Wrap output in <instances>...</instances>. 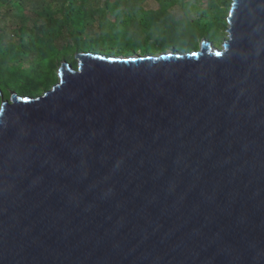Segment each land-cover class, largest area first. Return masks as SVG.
Wrapping results in <instances>:
<instances>
[{"label": "water", "instance_id": "1", "mask_svg": "<svg viewBox=\"0 0 264 264\" xmlns=\"http://www.w3.org/2000/svg\"><path fill=\"white\" fill-rule=\"evenodd\" d=\"M197 49L66 60L0 107V264H264V0Z\"/></svg>", "mask_w": 264, "mask_h": 264}, {"label": "trees", "instance_id": "2", "mask_svg": "<svg viewBox=\"0 0 264 264\" xmlns=\"http://www.w3.org/2000/svg\"><path fill=\"white\" fill-rule=\"evenodd\" d=\"M145 1L0 0V100L51 88L62 61L76 67L77 52L187 51L224 36L229 0Z\"/></svg>", "mask_w": 264, "mask_h": 264}, {"label": "rangeland", "instance_id": "3", "mask_svg": "<svg viewBox=\"0 0 264 264\" xmlns=\"http://www.w3.org/2000/svg\"><path fill=\"white\" fill-rule=\"evenodd\" d=\"M145 6H146V7H156V6H157V3H156L154 0H146V1H145ZM226 15H227V14H226ZM27 21H28V19H27ZM6 25H7L6 29H8V28H9V23L6 22ZM226 27H227V24H226ZM226 27H225V30H224V36H223V38L220 39V40H218L217 42H214V43H213L215 46H217V47H221V42L223 41L224 38L227 37ZM200 42H201V41H200ZM170 50H172V48H168V49L165 50L164 52H168V51H170ZM136 53L139 54L138 52H136ZM157 54H158V53H157ZM58 68H59V67H58ZM58 68H57V72H58ZM54 84H55V83H54ZM46 90H47V89H46ZM9 93H11V91H9ZM41 93H43V92H41ZM9 99H10V94H9L8 97H7V100H9ZM2 100H6V99H2V98H1V100H0V107H1V102H2Z\"/></svg>", "mask_w": 264, "mask_h": 264}]
</instances>
